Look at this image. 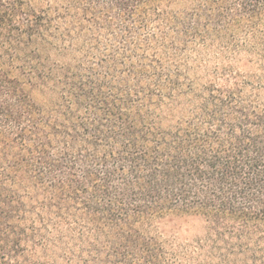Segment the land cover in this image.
<instances>
[{"label": "trees", "instance_id": "16d2710c", "mask_svg": "<svg viewBox=\"0 0 264 264\" xmlns=\"http://www.w3.org/2000/svg\"><path fill=\"white\" fill-rule=\"evenodd\" d=\"M0 264H264V0H0Z\"/></svg>", "mask_w": 264, "mask_h": 264}, {"label": "rangeland", "instance_id": "374dc122", "mask_svg": "<svg viewBox=\"0 0 264 264\" xmlns=\"http://www.w3.org/2000/svg\"><path fill=\"white\" fill-rule=\"evenodd\" d=\"M178 229L180 235L184 238H193L202 233L201 224L198 221L193 220L183 221L181 224L179 223Z\"/></svg>", "mask_w": 264, "mask_h": 264}]
</instances>
